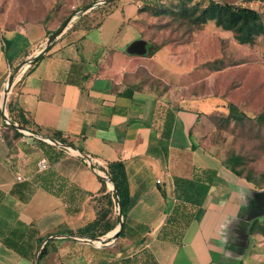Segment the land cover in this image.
<instances>
[{"label": "crops", "instance_id": "obj_1", "mask_svg": "<svg viewBox=\"0 0 264 264\" xmlns=\"http://www.w3.org/2000/svg\"><path fill=\"white\" fill-rule=\"evenodd\" d=\"M151 1L115 0L99 21H73L15 78L11 122L25 119L24 128L65 139L104 172L109 162L122 161L129 183L122 236L103 247L51 238L40 264H243L252 252L253 222L264 218V195L257 192L264 188L204 148L209 163L191 158L199 148L192 137L200 100L173 106L150 87L134 86L135 69L157 57L148 54L149 44L144 55L127 52L143 38L141 9ZM3 28L0 93L6 70L38 52L51 34L40 20ZM168 113L171 132L160 138ZM8 126L0 120V264H33L47 236L97 238L77 232L109 207V184L81 155L17 128L16 136ZM43 157L49 167L40 169ZM184 163L190 173L182 172Z\"/></svg>", "mask_w": 264, "mask_h": 264}, {"label": "rangeland", "instance_id": "obj_2", "mask_svg": "<svg viewBox=\"0 0 264 264\" xmlns=\"http://www.w3.org/2000/svg\"><path fill=\"white\" fill-rule=\"evenodd\" d=\"M96 1L0 0V74H4L2 64L6 62L3 25L15 27L40 20L52 33L69 17H73L71 23L82 18L92 24L112 3L96 5L79 16L75 13ZM210 1L253 8L264 21V0H152L139 19L141 34L160 50L153 55L156 59L135 69L134 86L151 87L173 106L188 99L200 100L196 105L201 110L194 129L196 138L192 137L199 148L191 158L209 163L211 156L202 154L203 148L222 160L237 154L243 175L264 186V121L257 118L264 113V35L251 43H240L232 31L212 20L203 25L193 22L187 9L196 8L193 18H197ZM231 104L245 117L233 118ZM185 164L182 172L190 173ZM261 221L263 225L252 234V252L243 264H264V218Z\"/></svg>", "mask_w": 264, "mask_h": 264}, {"label": "trees", "instance_id": "obj_3", "mask_svg": "<svg viewBox=\"0 0 264 264\" xmlns=\"http://www.w3.org/2000/svg\"><path fill=\"white\" fill-rule=\"evenodd\" d=\"M145 8L146 5L142 7V13L144 12ZM187 10L190 12L189 17L193 22L198 23L199 25H203L206 24L209 20H212L214 21L216 26L224 30L232 31L234 33V37L240 43H251L256 39L257 36L264 35V21L262 20L261 14L257 10L250 7L234 6L232 4H221L215 1H210V3L202 9L199 14L200 16L197 18H193V16L196 14V8H189ZM159 50L160 48L154 49L151 45H149L148 54L152 56ZM151 90L154 91V89L152 88ZM157 96L160 97L159 95ZM7 109L10 114V112H12L10 102H8L7 104ZM230 115L238 120L245 117V114L240 112L233 104L230 105ZM10 116L12 117V114H10ZM257 118L260 121H264V113H261ZM18 123L22 127H28L25 119H20ZM161 123L163 126L162 129L159 130V136L160 138L166 139L169 137L171 132L172 117L170 116V113H168L167 116L163 118V122ZM8 127L15 132L16 136L22 135L21 132H19L14 126ZM53 138H56L62 142H66L65 139H59V136L57 135H53ZM222 163L236 175L246 178L257 188H264V186L257 184L248 175H243L242 171L238 168L239 158L237 154H232L227 159L222 160ZM107 173L117 187L118 194L121 200L122 211L125 217L126 210L129 204V183L124 163L122 161L109 162ZM116 213V202L114 200V196H112L109 200V207L100 210L98 218L89 223L85 228L79 230L77 233L80 235H89L91 237H100L105 235L116 225L118 221ZM261 225H263L261 220L254 221L251 228V233L253 234V232L257 230V228H259ZM123 231L124 230H122L120 234L121 236L123 235ZM39 239L41 240V237ZM52 242L53 241H50L42 248L39 256V264L42 258L49 253Z\"/></svg>", "mask_w": 264, "mask_h": 264}, {"label": "water", "instance_id": "obj_4", "mask_svg": "<svg viewBox=\"0 0 264 264\" xmlns=\"http://www.w3.org/2000/svg\"><path fill=\"white\" fill-rule=\"evenodd\" d=\"M113 1H115V0H98L94 4L88 6L87 8L76 12L75 15L79 16L80 14L85 13L87 10L92 9L96 5L112 3ZM72 18L73 17H69L58 28H56L49 35L44 46L38 52H36L35 54H33L30 57L23 60L16 68H14L12 70V72H10V74L6 80V84L3 87L2 96H1V98H2V109L4 112H6V109H7L8 98H9V95L11 93L12 87L14 85L15 75L17 74V72L23 66H25V67L30 66V65L34 64L37 60H39L51 48V46L54 44V42L56 41L58 36L71 24ZM148 44H149L148 41L143 39V38L135 40L131 44H129V46L127 47V52H129L130 54L144 55L147 53ZM4 121L6 122L7 125H12L15 128L19 129L20 131H22L28 135L34 136L37 139L46 141L52 145L58 146L59 148L66 150V151L75 152V153L81 155L93 168H95L97 170L100 177L109 184V186L112 190L113 196H114V200L116 202V210H117L119 222H118V226H117L116 230L112 233L111 236H108V237H102L101 236V237L90 238V239L87 237H84V236H77V235H70V234H58V235L47 236L41 240L40 245H39L37 252L35 254L33 264H39V256H40L42 248L51 238H55V237L56 238H59V237L65 238L66 237V238H71L74 240H79L82 242H89V243H91L95 246H98V247H103V246L113 244L123 230L124 214L122 211L121 200H120V196L118 194L117 187H116L115 183L110 179L107 172H104L103 170L99 169L95 165L93 159L88 154L82 152L81 150L75 148L74 146H72L70 144L64 143V142H62L56 138L43 135V134L38 133L36 131L26 129V128L18 125V124H15V123L11 122V120L8 118V116L6 114H4ZM258 195H264V190L257 192V196ZM97 239H99V240L97 241Z\"/></svg>", "mask_w": 264, "mask_h": 264}, {"label": "built area", "instance_id": "obj_5", "mask_svg": "<svg viewBox=\"0 0 264 264\" xmlns=\"http://www.w3.org/2000/svg\"><path fill=\"white\" fill-rule=\"evenodd\" d=\"M1 96H2V92L0 93V120L4 121V114H6L7 116H8V114H7V109H6V112H4L2 109V98H1ZM8 118L10 119L9 116H8ZM4 123L6 124L5 121H4ZM27 143H28V141H27ZM38 166L40 169H45V168L49 167V161L47 160V158L43 157L39 160ZM17 178L19 180L22 179V177L20 175H18ZM158 181L160 182V179Z\"/></svg>", "mask_w": 264, "mask_h": 264}, {"label": "bare ground", "instance_id": "obj_6", "mask_svg": "<svg viewBox=\"0 0 264 264\" xmlns=\"http://www.w3.org/2000/svg\"><path fill=\"white\" fill-rule=\"evenodd\" d=\"M25 68V66H23L18 72H17V74L15 75V78H16V76L19 74V72H21V70H23ZM115 230V229H114ZM110 235H112V232L110 233ZM99 239H97V241H98Z\"/></svg>", "mask_w": 264, "mask_h": 264}]
</instances>
